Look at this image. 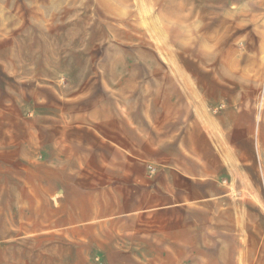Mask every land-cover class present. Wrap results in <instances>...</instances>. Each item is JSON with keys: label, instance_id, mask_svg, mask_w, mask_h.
Segmentation results:
<instances>
[{"label": "rangeland", "instance_id": "374dc122", "mask_svg": "<svg viewBox=\"0 0 264 264\" xmlns=\"http://www.w3.org/2000/svg\"><path fill=\"white\" fill-rule=\"evenodd\" d=\"M4 162L10 264H264V0H0Z\"/></svg>", "mask_w": 264, "mask_h": 264}, {"label": "crops", "instance_id": "0c3cea01", "mask_svg": "<svg viewBox=\"0 0 264 264\" xmlns=\"http://www.w3.org/2000/svg\"><path fill=\"white\" fill-rule=\"evenodd\" d=\"M209 125H216L218 122L216 121V119H212L208 121ZM220 123V122H219ZM190 128H187L186 131L188 135L190 136H196L198 139V143L194 144V143H187V147H196L197 150L203 151L205 152V150H207L208 154L205 155L207 156V162L209 163L206 169L205 165L202 166L203 169H199L202 173L198 174V175H192L193 178L199 179V180H213L217 183H219V185L221 186H227L229 182H227V180H229L230 178V168L226 165V161H224V159L220 158V152L219 150H221V144L218 143L215 139H216V130H214V134L211 135L210 131L207 130L206 126H202V124L200 122H195L194 125H190ZM213 129L216 127H212ZM215 137V139H214ZM226 141L228 143L229 146V140H228V134L226 137ZM181 144V143H180ZM178 143L172 144V146H178V147H182V144L180 145ZM230 148V147H229ZM22 152V151H21ZM212 152V153H211ZM17 154V153H16ZM21 155V154H20ZM28 159H30V154H27ZM204 156V157H205ZM26 159V160H28ZM205 159V158H204ZM44 162V161H43ZM203 164V163H202ZM226 167V168H224ZM7 171H11V169L8 167V164H6L4 162V164L0 163V172H7ZM178 171H180L178 169ZM27 172H30L29 170H27ZM220 172H225L224 176H222V173ZM45 178V176H43ZM44 178H42L41 181H44ZM217 180V181H216ZM30 181H32V179H28V176L26 175V180L22 181L24 184L29 185ZM34 183V182H32ZM40 182L38 181L37 183V188H40ZM12 189V186H10V182L8 181H4V182H0V203H4V200L6 201L5 203H7L8 199H10V191ZM225 192L222 191L221 193ZM1 213V211H0ZM12 246L9 244H0V264H10V259H9V252L12 251Z\"/></svg>", "mask_w": 264, "mask_h": 264}]
</instances>
